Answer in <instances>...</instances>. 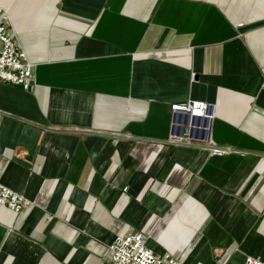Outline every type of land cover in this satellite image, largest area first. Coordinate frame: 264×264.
<instances>
[{
    "label": "crops",
    "instance_id": "crops-1",
    "mask_svg": "<svg viewBox=\"0 0 264 264\" xmlns=\"http://www.w3.org/2000/svg\"><path fill=\"white\" fill-rule=\"evenodd\" d=\"M0 8L35 66L0 82V184L32 203L0 207V264H112L128 233L180 264L264 261V0Z\"/></svg>",
    "mask_w": 264,
    "mask_h": 264
},
{
    "label": "built area",
    "instance_id": "built-area-1",
    "mask_svg": "<svg viewBox=\"0 0 264 264\" xmlns=\"http://www.w3.org/2000/svg\"><path fill=\"white\" fill-rule=\"evenodd\" d=\"M34 70L35 66L29 62L12 28L7 10L0 8V82L28 90L35 82ZM215 109L213 104L189 102L185 105H174L173 113L177 116L209 120L214 117ZM202 143L213 156L232 151L230 148L216 146L211 139H204ZM31 206V201L24 195L0 184V207L21 213ZM109 252L112 264H180L169 255L158 256L148 249L145 237L140 233L117 236ZM245 264H264V261L247 257Z\"/></svg>",
    "mask_w": 264,
    "mask_h": 264
}]
</instances>
